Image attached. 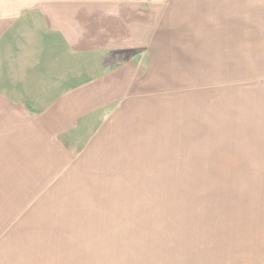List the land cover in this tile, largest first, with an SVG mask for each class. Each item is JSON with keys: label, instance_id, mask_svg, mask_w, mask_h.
<instances>
[{"label": "rangeland", "instance_id": "374dc122", "mask_svg": "<svg viewBox=\"0 0 264 264\" xmlns=\"http://www.w3.org/2000/svg\"><path fill=\"white\" fill-rule=\"evenodd\" d=\"M90 2L141 7L160 26L161 61L178 74L149 96L170 103L176 128L163 127L161 144L154 127L100 134L117 111L105 107L31 141L41 128L13 134L7 110L0 264H264V0H0V19L19 16L25 33V21L41 28L38 7L60 4L73 24L71 6ZM49 40V93L31 99L55 100L110 65L66 46L59 66V39Z\"/></svg>", "mask_w": 264, "mask_h": 264}, {"label": "crops", "instance_id": "0c3cea01", "mask_svg": "<svg viewBox=\"0 0 264 264\" xmlns=\"http://www.w3.org/2000/svg\"><path fill=\"white\" fill-rule=\"evenodd\" d=\"M64 8L65 5L57 4L54 8L56 14L43 6L38 7L41 28L25 21L26 25L29 24L25 33L17 28L22 21L19 16L13 18L14 14L13 17L0 19V49L3 45L9 47L8 62L0 65V127L5 125L2 123L3 115L8 110L11 122L7 125L13 134L14 127L25 126L33 135L32 128L39 126L42 133L33 135L31 141L37 140L38 136L49 142L51 134H62L69 126H79L82 117L95 120L105 107H113L117 109L116 114L110 121H103L100 134L113 132L115 126L126 128L129 132L141 126L143 129L154 127V131H150L155 134L152 142L156 136L160 140L165 126L170 127L168 134L175 125L177 112L172 115L170 103H167L169 109L164 111L158 102L161 97L149 96V93L162 92V79L170 78L172 81L177 79L178 74L176 65L161 61L162 56L167 54L162 46L160 26L156 28L155 24L147 22L145 9L134 10L126 2L113 5L105 2L101 6L90 2L71 6L68 17L73 14V24L67 22ZM36 28L38 33L33 34ZM51 33L59 39V43L54 44L62 49L61 57L57 56L59 66L65 64L66 46L77 58L82 54L94 55L97 61L98 55H101L106 57L104 62L110 65L85 84L63 91L55 100L49 97L42 101L39 98L34 100L31 97L35 96V89L37 93H42L39 95L49 93L44 91L49 90L51 84L48 57ZM32 111L36 114H31ZM129 116L127 123H120ZM170 116L172 119L168 118Z\"/></svg>", "mask_w": 264, "mask_h": 264}]
</instances>
